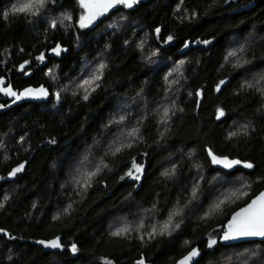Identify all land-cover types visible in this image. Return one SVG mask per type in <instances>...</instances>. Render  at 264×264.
<instances>
[{
  "label": "trees",
  "instance_id": "16d2710c",
  "mask_svg": "<svg viewBox=\"0 0 264 264\" xmlns=\"http://www.w3.org/2000/svg\"><path fill=\"white\" fill-rule=\"evenodd\" d=\"M6 3L8 0H0L1 12ZM47 4L51 10L64 8L76 23V0ZM122 10L124 5H117L81 29L78 47L74 29L53 27L46 19L32 24L27 12L0 13V77L8 76L14 89L43 84L50 90L47 102H23L7 110L3 109L5 103L0 109V143L6 145L4 157L0 155V264H175L195 245L201 254L192 264H239L231 256L236 248L264 246V240L232 245L218 242L230 213L264 187V105L255 86L256 75L242 65L225 62L233 40L254 29L264 33V0H140L126 9L151 35L159 34L155 46L163 57L190 61L185 85L192 100L182 95V107L161 134L152 113L140 117L139 137L129 144L118 141L116 136L123 134L115 130L113 141L121 150L101 152L103 168L80 191L62 183L67 163L77 166L73 158L108 129L117 96L131 97L143 91L156 101L164 94V66L144 62L130 43V32L112 33L105 28ZM55 43L66 46L67 52L49 57L47 48ZM98 53L105 57L104 67L93 88L88 92L66 90L55 98L47 71L55 69L62 82L69 81L77 77L84 59ZM41 55L43 59H37ZM246 57L257 65L248 60L251 68H260L264 42ZM22 61L32 70L28 78L16 72ZM222 80L227 84L217 91ZM198 88L203 96L196 107ZM4 101L0 96V104ZM218 110L224 115L216 118ZM234 121L246 122L250 128L238 130ZM207 148L220 156L249 161L254 167L232 172L215 169ZM169 155L176 160V169L163 176V161ZM190 155L198 158L208 175H241L244 184L232 183L243 191L233 192L240 193L232 195L234 199L220 210L211 205L207 208L206 201L202 211L190 213L169 236L158 230L145 237L117 236L109 231L112 215L131 214L133 203L152 209L158 220H164L178 205L185 213L193 198ZM20 165L24 166L20 172L9 175ZM53 236L60 237L63 250L45 251L32 243ZM210 239L216 240L212 247L208 246ZM73 244L76 252L71 250Z\"/></svg>",
  "mask_w": 264,
  "mask_h": 264
},
{
  "label": "rangeland",
  "instance_id": "374dc122",
  "mask_svg": "<svg viewBox=\"0 0 264 264\" xmlns=\"http://www.w3.org/2000/svg\"><path fill=\"white\" fill-rule=\"evenodd\" d=\"M50 1L51 0H44L43 5L41 6L39 3H36V0H25V2H21V0H8V3L4 5L3 11H0V13L4 15L6 12H13L14 6L18 8L24 4L31 3L33 7L27 13L31 17L32 24H35L39 20L46 19L51 26L52 22L55 21L58 26L67 29H74L76 32L74 42L76 47H78L81 44L80 30L92 24H87L86 27L80 26V17L87 14L86 9L81 6L80 0H76L79 14L76 23H74L71 14L64 8L53 10L48 9L49 6L47 3ZM139 1L140 0H136L132 7L124 5V9L133 8ZM180 2H182V0H180ZM58 3L59 2L56 1L54 4L57 5ZM179 8L182 10V6ZM125 10H122L116 16L111 18V20L105 24V28L112 33L122 32V30L130 32V43L138 49L141 59L153 66H164L165 72L163 75V81L165 91L163 96L156 101L149 100L143 91H138L137 94L131 97H116L113 111L109 117L108 129H106L105 133L102 132V136L95 138L93 144L85 145L84 150L73 158V160L78 163L77 166L69 161L64 169L65 180L62 183H66L65 187L70 186L74 190L80 191V189L85 186L84 181L87 179V173H97L103 168L100 153H107L117 147V144L113 141L115 137V135L113 136V132L115 130L119 132V134H123L122 137L116 136V139L123 144H129L139 137L138 122L140 117H145V115L152 113L156 118L158 129L161 134L165 129H168L170 118L182 107V95L185 98L192 100V93L190 90L186 89L185 85L186 67L190 61H188L187 58L173 61L169 58L163 57L155 46V38H159V34L154 33L151 35L141 22L133 19ZM67 17H71V19H68ZM262 42H264V33L259 34L257 29H254L248 35L243 36L239 40H233V43L228 50V54L230 52H235L236 55H227L225 62L230 66H232L231 64L242 65L245 67V71L247 69V72H252V74L256 75L255 86L260 90L262 103L264 105V62L260 68L254 69L251 68L250 59L246 57L248 52L252 51V48H255L256 45ZM104 58L103 54L100 53L94 57H87L83 60L77 77L66 82H62L59 79L55 69L52 71L48 70L47 75L51 79L50 86L53 89L54 97L57 98V94L60 95L66 90H80L82 92H88L91 90L97 81V79L93 78L99 77L100 71L102 70L100 66L104 65ZM252 64L257 68V65L254 63ZM86 80H91L92 83L84 84V81ZM246 80V74L243 72L244 84H246ZM81 85H83V87H81ZM248 85L249 84H247V86ZM201 95L203 96V91ZM165 109H167L166 116ZM233 124L238 130L250 128V124L243 121H234ZM5 149V142L0 143L1 157H4L6 153ZM173 158L172 155L164 158L162 168V170L164 169L162 171L163 176H170L173 173V170L176 169V160ZM189 165L194 173V184L193 189L191 190L193 198H191L192 200L188 205V207H190L185 209V213L182 207L178 205L164 220H158L152 209L141 208L133 203L131 214L128 215L117 212L112 215V220L108 222L109 231L114 233L118 230L127 228L129 231L122 235H138L140 237H145L152 231L153 226L160 227L168 221L171 216L172 224L169 229L163 233L164 235L169 236L178 230L179 227H176V225L183 223L190 213L202 211L203 204L206 201L208 203L206 205L207 208L211 205V207L216 210L215 205L217 203L220 201H224V203L226 201H232L234 199L232 195H238L240 193L233 192L243 191L242 189L238 190L240 187H238L237 184L232 183L234 180H237L244 184L246 180H243L241 175H237L233 178H227L218 173L208 175L203 171L198 158L192 155L189 157ZM97 168L100 170L97 171ZM56 170L58 171V166L55 168V171ZM138 171L139 170H137V172ZM224 193L228 194L220 197ZM5 196H8L7 192L5 193ZM221 206L218 210L221 209ZM157 230L159 231V228ZM231 256L238 260L239 264H264V246L253 244L239 247L232 252Z\"/></svg>",
  "mask_w": 264,
  "mask_h": 264
},
{
  "label": "snow or ice",
  "instance_id": "6c2138e0",
  "mask_svg": "<svg viewBox=\"0 0 264 264\" xmlns=\"http://www.w3.org/2000/svg\"><path fill=\"white\" fill-rule=\"evenodd\" d=\"M136 2V0H80L81 6L86 9V15H82L80 17V26L81 27H86L87 24L92 23L98 16L103 15L105 12L108 11L111 7L115 6L116 4H124L127 7H132L133 4ZM36 3H39L41 6L44 3V0H36ZM33 5L31 3L29 4H24L20 7H13L14 12H19V13H26L28 12ZM7 15V13L5 14ZM68 19H71V17H67ZM87 22V23H85ZM56 22H52V26L55 27ZM159 32V29L156 30ZM169 40L172 39V37L168 38ZM204 43H208V41H204ZM187 46V45H185ZM53 51L57 52L58 54V49H53ZM229 56H235V52H230L228 54ZM37 59L42 60L43 55L38 57ZM27 63V62H25ZM101 69L104 67V65L100 66ZM21 68H23V65H21ZM93 79H99V77H94ZM2 83V81H0ZM91 80H86L84 81V84H91ZM221 84L224 83V81L220 82ZM83 87V85H81ZM217 90L219 91V85L217 86ZM0 91L5 92L9 96H14L16 100L21 99V97L25 95H34L38 94L41 96L47 95V91L43 88L40 89H26L25 92L17 94L13 91H11L10 88H0ZM57 94V98H58ZM87 95L84 97V99H87ZM15 102V101H14ZM167 115V109H165V116ZM223 110H219V116H223ZM232 135H235V133H232ZM120 148H116L115 151H120ZM115 154V153H113ZM209 155L212 156V161L213 163L216 164H224L225 167L231 168L234 165L240 164L241 161L239 160H228L227 157H224L223 159L216 157L215 155L212 154L211 150H209ZM23 165H20L19 167L13 169V171L9 175H15L17 172H20L23 169ZM134 167H137V170H139L138 166L134 165ZM244 167L246 168H252L253 165L251 163H245ZM100 169L97 168V171ZM95 172H89L87 173V179L84 181L85 186H87L91 180V178L95 175ZM131 171L128 173V175H131ZM139 177H137L138 179ZM7 199V197H5ZM224 203V201H220L215 205L216 209H219L220 206ZM70 207V206H69ZM172 224V217L170 216L168 221H166L163 225L160 226L159 231L161 234H163L165 231L169 229V227ZM179 225H176L178 227ZM0 231H3L0 229ZM129 231V229H121L118 230L117 232H114L113 235H122L125 232ZM157 231L156 226H153L152 232L149 233V236H152L155 234ZM254 236H259V237H264V192H261L259 195H257L254 199L251 200L250 203L246 205V207L241 208L239 211L235 212L232 215V218L228 221L226 231L224 232V235L222 237L223 240L228 241L240 237H254ZM38 243L43 244L45 247L49 248H60L62 245L59 242V237L53 240L49 241H39ZM216 243V240L210 239L208 242V246L212 247ZM72 252H76V245L73 244L71 248ZM199 251L197 249H193L191 252L188 253L187 256L183 258L179 262V264H190V261L192 260L193 257L198 256ZM140 264H143L141 261Z\"/></svg>",
  "mask_w": 264,
  "mask_h": 264
},
{
  "label": "water",
  "instance_id": "95a60500",
  "mask_svg": "<svg viewBox=\"0 0 264 264\" xmlns=\"http://www.w3.org/2000/svg\"><path fill=\"white\" fill-rule=\"evenodd\" d=\"M188 42H186L185 43V45H187V46H185V48H188ZM53 49H58V54H57V52H55V51H53ZM62 52H67V47L66 46H63L62 44H60V43H55V44H53V45H51V46H49L48 48H47V55L49 56V57H54V56H57V55H59V54H61ZM26 61H22V62H20L19 64H18V66H17V69H18V71H20V72H23V74H22V76L24 77V78H28L30 75H31V73H32V70L31 69H29V68H27V69H25L24 70V68H25V65H26V63H25ZM21 65H23V68H21ZM0 81H2V83H0V88H10L11 89V91H13V92H15V93H17V94H20V93H23V92H25V90L26 89H33V90H36V89H40V88H43V89H45L46 91H47V95H44V96H41V95H38V94H34V95H25V96H23V97H21V99H19V100H16V98L14 97V96H9V95H7L5 92H3V91H0V95L1 96H3L6 100H7V102H6V104L4 105V108L3 109H5V110H7V109H9V108H11V107H13V106H15V105H18V104H21V103H23V102H33V103H43V102H47L48 101V99H49V96H50V90H49V88L46 86V85H43V84H38V85H26V86H24V87H22V88H20V89H14L13 87H12V85H11V83L10 82H7L6 81V79L5 78H3V77H0ZM222 81H224V83L223 84H221L220 82H219V90L223 87V86H225L226 84H227V80H222ZM217 85V86H218ZM217 86H216V90H217ZM202 89L200 88H198L197 90H196V96H197V100H196V107L199 105V102L201 101V99H202ZM218 91V90H217ZM15 101V102H14ZM218 117H220L219 116V112L216 114V118H218ZM206 152H207V157H208V160H209V162H210V164L215 168V169H221V170H224V171H227V172H232L233 170H235L236 168H242L243 170H245V171H251L252 169H253V167H254V165H253V163H251V162H249V161H243V160H240V159H238V158H231V157H228V156H226V155H217V154H215V153H213L212 151V154L213 155H215L216 157H219V158H221V159H223L224 157H227L228 158V160H239V161H241V163L240 164H237V165H234L233 167H231V168H228V167H225L224 166V164H216V163H213V161H212V156L211 155H209V149L207 148V150H206ZM245 163H251L252 165H253V167L252 168H246V167H244V164ZM261 192H264V187L261 189V190H259L255 195H253L245 204H243V205H241L240 207H238L237 209H235L233 212H231L230 213V215H229V217L227 218V220L225 221V223H224V225H223V228H222V231H221V233H220V235H219V238H218V242L221 244V245H232V244H238V243H241V242H246V241H263L264 240V237H259V236H254V237H240V238H236V239H232V240H228V241H225V240H223L222 239V237H223V235H224V232L226 231V227H227V224H228V221L232 218V215L235 213V212H237V211H239L241 208H244V207H246V205L248 204V203H250L251 202V200L252 199H254L257 195H259ZM3 233V231H0V234H2ZM57 237H59V236H53V237H51V238H48V239H34V240H32V243H34L35 245H37V246H39V247H41V248H43L45 251H61V250H63L64 249V245L61 243V240H60V237H59V242H60V244L62 245V247H60V248H55V249H53V248H49V247H45L43 244H40V243H38L39 241H49V240H53V239H56ZM193 249H197L198 251H199V248H198V246L197 245H195V246H193L185 255H183L182 257H180L176 262H175V264H179V262L181 261V260H183V258L185 257V256H187L188 255V253L189 252H191ZM200 254H201V252L199 251V255L198 256H195V257H193L192 258V260L190 261V264H192L194 261H196L197 259H198V257L200 256Z\"/></svg>",
  "mask_w": 264,
  "mask_h": 264
},
{
  "label": "flooded vegetation",
  "instance_id": "af4514ba",
  "mask_svg": "<svg viewBox=\"0 0 264 264\" xmlns=\"http://www.w3.org/2000/svg\"><path fill=\"white\" fill-rule=\"evenodd\" d=\"M117 5L120 6L121 4H116L115 6L111 7L110 9H108V11H110L111 9L117 7ZM123 5H124V4H123ZM18 64H19V63H18ZM27 68H28V63H26L24 70L27 69ZM16 72L22 76V74H23L24 71H23V72H20V71H18V69H17ZM1 77L5 78L6 81L8 82V76H1ZM22 77H23V76H22ZM0 96H1V95H0ZM1 97H2L5 101H4V103L0 104V109H2V108H3V105L7 102V100H6L3 96H1Z\"/></svg>",
  "mask_w": 264,
  "mask_h": 264
}]
</instances>
